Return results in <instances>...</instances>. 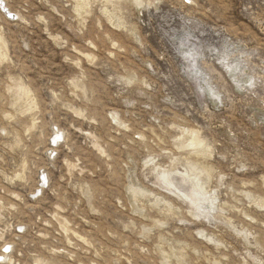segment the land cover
Segmentation results:
<instances>
[{
	"label": "rangeland",
	"instance_id": "obj_1",
	"mask_svg": "<svg viewBox=\"0 0 264 264\" xmlns=\"http://www.w3.org/2000/svg\"><path fill=\"white\" fill-rule=\"evenodd\" d=\"M0 264H264V0H0Z\"/></svg>",
	"mask_w": 264,
	"mask_h": 264
}]
</instances>
